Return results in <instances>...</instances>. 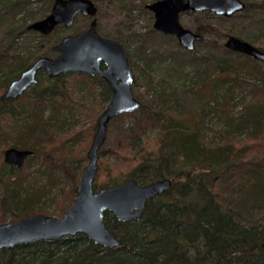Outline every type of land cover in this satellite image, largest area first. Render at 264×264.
<instances>
[{
  "label": "trees",
  "instance_id": "obj_1",
  "mask_svg": "<svg viewBox=\"0 0 264 264\" xmlns=\"http://www.w3.org/2000/svg\"><path fill=\"white\" fill-rule=\"evenodd\" d=\"M41 1L45 7L34 11L31 6ZM126 1L124 6L130 10L129 2L135 0L127 5ZM243 1V11L218 17L232 20L245 14L243 22L248 21L250 28H236L224 36L232 33L251 43L260 37L264 40V0L259 1L260 6ZM52 2L0 0V71L5 74L0 80L1 89L37 56L56 54L51 47L65 35L62 25L47 35L26 29L27 20L43 17ZM186 13L193 11L182 14ZM21 14V22L13 24ZM195 31L213 38L207 39L205 47H200L204 38L196 42L193 51H185L173 35L159 31L167 45L152 46L142 34L132 39L124 32L111 37L124 44L131 66L135 59L139 62L141 77L132 67V87L141 83L146 94L138 109L118 114L107 124L106 138L107 132L116 134L120 147L122 142L127 143L137 157L133 155L134 163L121 177L100 186L128 179L144 185L163 178H170L171 186L149 198L138 219L121 221L110 211L104 213L106 227L119 240L117 246H103L76 233L1 248L0 264H264V155L247 161V144L236 146L250 137L264 138V107L259 104L264 101V63L223 47L215 38L218 28L197 24ZM32 38L38 40L34 43ZM43 40L49 44L41 46ZM132 40L136 43L133 55L129 51ZM167 58L166 72L155 73L157 61ZM174 74L177 77L173 83L170 76ZM66 77L91 82L90 86L94 84L107 102L112 94V86L98 75L69 72L49 77L39 72L38 83L17 99L0 95V155L9 144L32 151L25 162L33 156L45 158L46 146L52 140L58 141L60 134L65 137L74 117ZM75 86L92 90L85 82ZM236 98L238 101H234ZM209 118L218 124L211 138L204 131ZM96 120L87 132L89 136ZM4 128L11 132H4ZM153 129L157 131L155 147L148 149L142 136ZM75 159L68 152L54 168L68 177ZM24 164L17 168L0 159V212L7 213L0 222L45 213L39 205L48 188L33 180L17 179ZM216 182L224 184V193L213 190Z\"/></svg>",
  "mask_w": 264,
  "mask_h": 264
},
{
  "label": "water",
  "instance_id": "obj_2",
  "mask_svg": "<svg viewBox=\"0 0 264 264\" xmlns=\"http://www.w3.org/2000/svg\"><path fill=\"white\" fill-rule=\"evenodd\" d=\"M245 6L243 0H153L145 4L153 14V28L175 36L178 44L187 51H193L202 36L198 31L181 24V13L206 10L230 17L243 11ZM96 13L97 6L93 0H53L45 16L30 21L26 26L28 30L47 35L57 25H72L78 14L91 17L86 29L66 34L52 46V50L57 52L55 56L36 57L17 77L9 81L3 93L6 99L15 100L31 85L37 84L39 71L49 77L68 72L98 75L112 86L113 91L97 119L86 153L88 163L82 169L76 186L77 197L71 207L61 216L37 212L0 222V249L76 233H83L103 246H117L119 240L106 227L104 213L110 211L121 221L138 219L146 200L171 186L170 178L157 179L144 185L128 179L94 189L98 151L105 140L107 124L118 114L132 112L140 106L131 86L134 75L126 48L120 41L98 33ZM224 45L229 50L264 62V50L245 39L229 34ZM31 153L27 148L9 146L3 151V158L5 163L20 168Z\"/></svg>",
  "mask_w": 264,
  "mask_h": 264
},
{
  "label": "rangeland",
  "instance_id": "obj_3",
  "mask_svg": "<svg viewBox=\"0 0 264 264\" xmlns=\"http://www.w3.org/2000/svg\"><path fill=\"white\" fill-rule=\"evenodd\" d=\"M98 6V12L96 14L97 17V31L99 34L112 37L114 34L118 33H126V35H130L131 39L139 36L138 34H142L143 37H146L147 43L152 46L157 45H167V41L163 39L157 32L158 30L154 29L152 26L153 17H150V10L145 8L143 4L149 3L153 0H135L133 2L126 1V5L131 4V9L128 10L126 6H124L125 0L120 2L119 0H93ZM255 3L257 6H260L261 0H249ZM42 7H45L44 1L38 2L37 4H33L31 8L34 11L40 10ZM144 7V8H143ZM51 8V7H50ZM127 9V11H126ZM50 11H45L46 14ZM206 11V10H205ZM198 11H194L193 13L182 14L180 17V22L183 26L195 30V26L197 24H202L206 28L211 26L218 28L219 31L217 33L218 37H215L221 44L224 46V40L226 39L227 34L224 36L225 32L236 29L240 30L242 28H250L247 26V22H243L246 18L245 14H241L236 19L225 20L221 17H218V14L210 12L209 14H198ZM152 13V12H151ZM44 14L43 16H45ZM24 15H18L17 20L13 24H18L21 22V18ZM223 16V15H221ZM89 17L84 16L82 14H78L75 18V21L70 26H63L65 29V34H74L77 33L75 30L80 29V31L86 29L89 26L90 22ZM32 19H28L27 23H29ZM10 23V24H12ZM9 24V25H10ZM155 32H152L151 30ZM78 31V32H80ZM160 32V31H159ZM231 32V31H230ZM229 34V33H228ZM232 34V33H231ZM34 36V35H32ZM54 36L49 39H53ZM220 37V38H219ZM203 40L201 41L200 47H205V42L207 39H212L213 35L211 34H203ZM263 37H260L253 44L259 47H262L264 50V40ZM33 39V38H32ZM34 43L38 39H33ZM177 40V39H176ZM44 42L47 43L46 40L40 42L42 46ZM178 43V42H177ZM6 44V42H5ZM38 44V43H37ZM49 44V43H47ZM208 46V45H207ZM134 47H136V43L132 40L129 43V51L131 54L134 53ZM226 48V47H225ZM227 49V48H226ZM185 50V49H184ZM220 51V48H218ZM187 51V50H185ZM27 54V51H25ZM135 56V55H134ZM133 56V57H134ZM135 59V58H134ZM170 58L166 60H158L155 64V73L166 72L167 66L169 64ZM259 61V60H258ZM134 67L135 72L141 77V66L139 62L135 59ZM263 62V61H261ZM264 63V62H263ZM262 67L264 68V64ZM3 76H5L3 70L0 71V80H2ZM172 80L177 76L172 75ZM174 77V78H173ZM5 78V77H4ZM143 80V79H141ZM68 82V83H67ZM88 84L90 86L91 82L77 78V77H66L65 83L67 84V94L68 100L70 104L73 105L74 117L70 119L69 132L65 133V137L61 138V135L57 139L58 141L52 140L48 147L46 146L45 158H39L38 156L31 157L28 161L25 162L22 169L17 174V179L26 180L24 182L35 181L38 186L44 184L48 191H46L45 197H43L40 203V207L45 211L47 215H55L59 216L60 211L63 209H67L68 205L77 197L76 187L73 189V184L78 185L82 169L88 163L87 158V150L91 144L94 132L89 136L87 132L90 131L93 122L96 120L97 115L100 113L101 109L106 107L107 101L100 97L98 88L93 84L90 86L92 90L89 92L87 87H83L82 89H78L75 86L76 83ZM174 83V80L172 81ZM5 88H0V95L4 93ZM134 96L143 101L142 99L145 97V86L141 83L134 85L133 87ZM250 86L248 87V89ZM252 92L256 93L254 88L252 87ZM23 95V94H22ZM66 99V96L65 98ZM234 101H238L237 98ZM21 102L26 103V99H22ZM264 107V101H260V103ZM15 107H17L15 105ZM80 108V109H79ZM212 115V114H211ZM97 121V120H96ZM208 125L205 126V135L207 138H211V132L216 131V127L218 126L217 121L213 118L208 119ZM6 127V125H4ZM97 126V125H96ZM96 129V128H95ZM4 132H11L9 128H4ZM78 132V133H77ZM76 133L77 135L71 140V136ZM157 131L155 129L148 130L145 133V136H142L144 143L146 144L148 149H153L155 147V136ZM6 136H12L11 134H7ZM58 136V135H57ZM68 136V137H67ZM213 136V135H212ZM12 138L9 137V140ZM251 140H246L236 144V146H241L244 143L247 144L246 148V158L247 161L250 159H260L264 155V138H260L257 136L256 138L250 137ZM70 140L72 142H70ZM7 144V143H6ZM10 146L9 144L7 145ZM3 147V151L5 147ZM3 151L0 155V159L3 162ZM69 152V156L71 158H76L73 166L70 169V173L68 177L62 175L61 171L57 167L61 164L63 156H66ZM59 155V156H58ZM133 155L136 158L137 154L134 150H131L129 145L125 142H122L120 147V141L116 134L107 132V138L104 143L100 146L98 151V169L94 178V185L98 187L118 176H122L124 171H127L131 164L134 163ZM254 156V157H251ZM250 158V159H249ZM16 179V177H15ZM13 180V179H12ZM23 182V183H24ZM35 185V184H34ZM37 186V185H36ZM101 187V186H100ZM99 187V188H100ZM224 184L222 182H216L213 190L224 193ZM45 190V189H44ZM72 191H74V195H72ZM1 195V190H0ZM1 197V196H0ZM37 213V212H36ZM43 213V212H42ZM44 213V214H45ZM7 213L0 212V220L6 219Z\"/></svg>",
  "mask_w": 264,
  "mask_h": 264
},
{
  "label": "bare ground",
  "instance_id": "obj_4",
  "mask_svg": "<svg viewBox=\"0 0 264 264\" xmlns=\"http://www.w3.org/2000/svg\"><path fill=\"white\" fill-rule=\"evenodd\" d=\"M51 6H52V4H51ZM84 16H86V15H84ZM87 17H89V18H91L90 16H87ZM200 33V32H199ZM201 34V33H200ZM232 35H234V34H232ZM201 36H202V38H201V40L203 39V34H201ZM228 36V35H227ZM227 36H226V38H227ZM236 36V35H235ZM237 37H239V36H237ZM201 40H199V41H201ZM226 40V39H225ZM225 40H224V42H225ZM225 46V45H224ZM140 101V100H139ZM104 111V110H103ZM164 192V191H163ZM162 192V193H163ZM161 194V193H160ZM148 200V199H147ZM146 200V201H147Z\"/></svg>",
  "mask_w": 264,
  "mask_h": 264
},
{
  "label": "flooded vegetation",
  "instance_id": "obj_5",
  "mask_svg": "<svg viewBox=\"0 0 264 264\" xmlns=\"http://www.w3.org/2000/svg\"><path fill=\"white\" fill-rule=\"evenodd\" d=\"M40 72V71H39ZM48 76V75H47Z\"/></svg>",
  "mask_w": 264,
  "mask_h": 264
}]
</instances>
